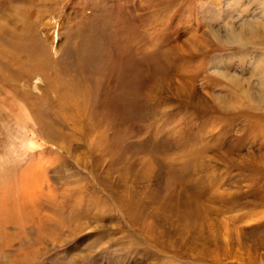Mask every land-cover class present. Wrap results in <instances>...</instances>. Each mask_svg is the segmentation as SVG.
<instances>
[{
  "label": "rangeland",
  "instance_id": "rangeland-1",
  "mask_svg": "<svg viewBox=\"0 0 264 264\" xmlns=\"http://www.w3.org/2000/svg\"><path fill=\"white\" fill-rule=\"evenodd\" d=\"M263 14L253 0H0V187L25 220L0 223V264H264V107L228 78L264 56L226 34ZM227 89L243 107H218Z\"/></svg>",
  "mask_w": 264,
  "mask_h": 264
},
{
  "label": "bare ground",
  "instance_id": "bare-ground-1",
  "mask_svg": "<svg viewBox=\"0 0 264 264\" xmlns=\"http://www.w3.org/2000/svg\"><path fill=\"white\" fill-rule=\"evenodd\" d=\"M235 1L237 2V0H234V2ZM253 3L255 5L259 6V7H263L264 8V0H253ZM263 16H264V14L258 16L257 18H252V19L247 20V21L245 20L241 24H239L237 27H235L233 24L230 27H227L226 28L227 29L226 30V34H227V38L229 40L227 43H230V44H232L234 46L237 45L239 48H241V53H245V51H246L245 49L249 50L248 48L249 47H252V50L251 51L249 50L250 54H252V51H255L254 53L261 52L260 55L261 56H264V17ZM36 41H39V40L36 39ZM67 55H69V56H65V61L71 57L70 54H67ZM83 55H84V53H83ZM262 58H264V57H262ZM262 58L260 60H257L256 63H255V65H254V69L256 71H258L260 69L258 75H255L254 76V75L250 74L251 77H249V78L239 77L237 75H228L229 76L228 78H229L230 85L233 86V87H235L236 89H239L240 92H242V94L246 96L247 100L250 102V106L247 107V108L249 110H253V111L259 109V107H255V106H262V107H264V71L262 69V66L264 65V60ZM95 59L99 61V59L97 57H95ZM39 61H41V59ZM40 63H43V61H41ZM67 64H69V63H67ZM36 66L38 67V65H36ZM95 66H96V64H95ZM65 69L67 70V73H69V74H71L73 76V71L74 70L71 68V65L70 64ZM88 71H90V70H88ZM96 71H99V70L97 69ZM217 72H219L221 75H225V73L223 71H221V70H218ZM65 75H64V77H65ZM64 77H61L62 80H64ZM56 79L58 80L59 78H56ZM248 79H251V80L256 79L258 84L255 83L254 81H253V83H251V82H249ZM63 83L65 84L66 91H68V92H65L64 91V93H65L64 97H66V98L63 97V100L65 99L66 102L68 101L70 103L71 107H74V108L76 107L77 109H78L79 106H83L84 101H82L83 100L82 94H80V93L78 94L76 91L73 90V87L74 86H72V84H75L74 81L71 80V78H69L68 80L65 78V80L62 81L61 84L64 85ZM248 86H250V88H252L254 90V91H252V93H249L247 91V87ZM127 91L128 90L124 88L122 94L125 97L123 99H126V93H127ZM213 96H214V99L216 101V104L218 105V107L222 111L229 112V111H231L233 109L234 106H237V105H239L240 107H243V104H242L243 98H242V96L238 95L235 92H231L229 89H227V91L226 90L225 91H220L218 94H214ZM230 102H234V104H230ZM74 108H71V109H74ZM45 119L46 118L44 117V120ZM51 123H52V121H51ZM43 130H44V128H43ZM52 131H54V129H49V131L46 132V135H48L49 138H51L52 140L59 139V137H60L59 136V133L57 132L55 134H52ZM119 141H121V139H119V140L116 139V142L117 143H119ZM34 170L35 169H33V168H29L28 174H26L25 176L30 179V178H34L36 176H39V174H40V177H41V181L39 183V187H40V185L42 183V179L44 178V175H43L44 173L43 172L45 170H41V172L40 171L37 172L36 170L35 171ZM31 171H33V172H31ZM29 172H31V173H29ZM2 179L4 181L5 178L3 177ZM29 186H30V183H29ZM6 189H8V187H6L5 184H4V182H2V185L0 187V223H2V225L3 224H6V223L19 224V223L25 221V220H22L20 222V220H19V217H20L19 214L20 213H18L19 210H22L23 209V205L22 204L21 205L19 204V206H16V204L14 203V201L11 200L12 198L11 199L8 198L10 201H7L4 198V195L6 193ZM12 190H13V188H12ZM4 199H5V201H4ZM72 212H74V215H77V216L81 214L78 210L73 209L70 212V215H69V213H67L66 215L69 218H71V217L74 216L72 214ZM26 213L27 212H25V214ZM58 214H59V210H57V215ZM25 216H27V215H25ZM55 219H56V215H55ZM73 219H75V218L73 217ZM57 228H59V227H57ZM1 253L2 252L0 251V254ZM17 260H19V259L17 258L15 260H13L12 262H10L9 264H18Z\"/></svg>",
  "mask_w": 264,
  "mask_h": 264
}]
</instances>
